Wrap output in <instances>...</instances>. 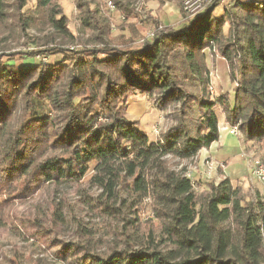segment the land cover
Here are the masks:
<instances>
[{"label": "trees", "instance_id": "1", "mask_svg": "<svg viewBox=\"0 0 264 264\" xmlns=\"http://www.w3.org/2000/svg\"><path fill=\"white\" fill-rule=\"evenodd\" d=\"M55 1L0 0V195L33 184L83 186L92 172L86 186L97 194L85 204L115 225L122 244L97 252L99 240L78 222L76 241L52 246L66 263L264 264V202L247 199L227 177L196 193L181 165L218 141L216 107L245 142L264 143V2L233 0L215 18V1L151 42L139 43L136 34L113 45L108 22L89 0H75L92 48L74 50L65 48L77 40ZM111 1L131 15L130 0ZM22 41L36 50L5 53ZM214 46L234 88L211 98L204 51ZM57 53L62 60L45 62ZM139 95L153 99L157 111L179 105L175 124L158 139L127 114L128 98ZM145 199L159 226L154 232L141 230ZM39 215L17 219L10 230L47 237L67 223L68 212L59 203Z\"/></svg>", "mask_w": 264, "mask_h": 264}, {"label": "rangeland", "instance_id": "2", "mask_svg": "<svg viewBox=\"0 0 264 264\" xmlns=\"http://www.w3.org/2000/svg\"><path fill=\"white\" fill-rule=\"evenodd\" d=\"M129 16L121 13L114 6L111 0H89L90 10H96L99 18L106 20L110 28V39L113 45L120 43L132 42L134 35L137 34L143 38L147 33L161 32L162 30L178 29L184 18L193 19L195 16L204 12L213 2L218 1L219 7L213 12V16L217 18L224 9L229 7L233 0H130ZM264 2V0H245V2ZM62 14L67 19L68 30L76 36L77 42L74 45H67L65 48L81 50L87 46L92 48V44H86L91 32L82 27L81 15L76 8L75 0H56ZM109 3L113 8H110ZM222 27V33L225 37L228 34V22ZM160 27V29H158ZM135 33V34H134ZM30 36H38L34 32H30ZM37 38V37H36ZM139 38L137 39V41ZM9 52H34L36 49L28 47L22 41L18 45H10ZM205 64L208 69L207 74V90L211 98H215L220 94H231L234 84L230 79V68L228 62L223 59L216 46L204 51ZM14 68H20L23 64L17 56ZM63 59V54L51 55L47 61L49 64L58 63ZM36 58L34 63H39ZM3 62H8V58H3ZM211 88V90H210ZM127 114L130 119L139 120L141 130L148 135L151 140L158 139L170 126L175 124V116L179 105L172 106L164 111H157L154 107L153 99L139 95L135 98L129 97L127 101ZM219 127L225 123L222 119L219 107L214 109ZM224 118V117H223ZM220 132V141L214 144L209 153L198 154L189 161L181 162L186 167V172H190L195 184L194 191L201 193L206 190L207 183H218L220 179L229 177L234 185L241 187L242 193L247 199L253 202L259 199L264 202V195L260 184L252 178L249 171L250 160L258 159L264 164V143L245 142L240 134L238 137H231L233 144L225 145L227 132ZM229 136V135H228ZM212 155V156H211ZM170 160V159H169ZM175 166L177 162L171 160ZM208 163H213L216 167L207 177ZM225 163V164H224ZM224 165L221 170L219 165ZM202 171L204 179L199 177ZM224 171V172H223ZM92 172H89L83 179V186L61 185L42 186L33 184L25 187V191L19 190L10 195L2 193L0 195V216H4L5 225L0 224V264L14 263L19 259L23 264H73L58 260L52 247L57 241L74 242V231L76 223H81L82 227L87 231L91 230L94 238L99 240L97 252H104L109 247L122 244L116 240V230L110 221L103 219L95 211H91L85 203L90 202L88 196L97 194L95 189H89L86 183L89 181ZM236 180V181H235ZM240 181V182H239ZM202 185V186H200ZM7 200V201H5ZM65 204L66 212H68L67 223L57 232L43 237L42 232L36 229L32 233H16L14 235L10 230V225L16 223L17 219L28 221L32 215L37 212L39 216H43L46 209L50 212L55 204ZM151 199H145L139 211V221L141 230L153 231L159 226L154 219L151 211ZM4 214V215H3ZM120 231V227L118 228Z\"/></svg>", "mask_w": 264, "mask_h": 264}, {"label": "built area", "instance_id": "3", "mask_svg": "<svg viewBox=\"0 0 264 264\" xmlns=\"http://www.w3.org/2000/svg\"><path fill=\"white\" fill-rule=\"evenodd\" d=\"M109 6L110 8H113L110 3ZM158 29H160V27ZM154 35H155L154 32L145 34L144 37L139 40V43H142L143 41L151 42L154 38ZM221 130L227 132L232 137H238L240 135L237 126L229 127L226 124L224 126L219 127V131ZM207 165H208L207 167L208 172L206 175L207 177H210L211 173L216 167H214L213 163H208ZM219 167L221 168V170L224 169V165L222 164H220ZM249 171L251 173L252 178L255 179L260 184L262 193L264 195V164L258 159L250 160ZM185 175L189 180L193 182L194 179L191 176L190 172H186Z\"/></svg>", "mask_w": 264, "mask_h": 264}, {"label": "crops", "instance_id": "4", "mask_svg": "<svg viewBox=\"0 0 264 264\" xmlns=\"http://www.w3.org/2000/svg\"><path fill=\"white\" fill-rule=\"evenodd\" d=\"M222 119L224 120V118L222 117ZM224 125H226V123H224L223 125H221V126H224ZM218 126H219V122H218ZM229 134L227 133V137L225 138V145L226 146H230L231 144H233V140H232V136L230 137V135L228 136ZM219 141H220V132H219V138H218V141H216V142H214L208 149H203V150H201L199 153H198V156L199 155H201V154H204L206 151L209 153V150L211 149V147L214 145V144H217V143H219ZM212 156V155H211ZM225 164V163H224ZM224 172V171H223ZM199 177L201 178V179H204V175H203V172L202 171H200L199 172ZM229 178V177H228ZM230 180H231V178H229ZM236 181V180H235ZM240 182V181H239Z\"/></svg>", "mask_w": 264, "mask_h": 264}]
</instances>
